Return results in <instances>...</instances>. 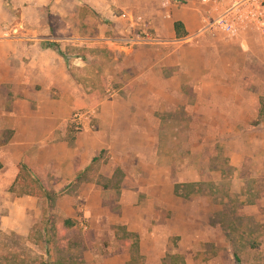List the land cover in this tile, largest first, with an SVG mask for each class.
Masks as SVG:
<instances>
[{
	"label": "crops",
	"instance_id": "obj_1",
	"mask_svg": "<svg viewBox=\"0 0 264 264\" xmlns=\"http://www.w3.org/2000/svg\"><path fill=\"white\" fill-rule=\"evenodd\" d=\"M222 4L0 0V191L19 198L8 187L20 184L16 175L21 162L29 174L57 193L75 186L76 199L95 204L96 210L104 198L117 193L118 221L127 231L142 233L158 210H173L176 203L186 202L175 184L185 172L187 179L192 175L193 163L185 157L188 144L183 142L191 140L190 122L164 116V110L181 109L186 114L187 109L194 110L200 125L246 124L260 106L256 94L263 93V75L249 73L253 66L241 62L245 58L263 61L264 20L234 36L202 27L203 19L215 16ZM116 7L147 18L155 39L146 44L107 45L119 58L112 73L108 66L102 71V81L109 78L117 89L111 97H104L102 89L92 95L76 79V71L88 67L93 22L97 41L105 38L103 22L118 21L111 14ZM63 46L77 50L67 54ZM91 107L96 108L92 126L83 124L74 131L72 112ZM196 133L194 141L204 135L203 128ZM170 141L181 144L170 146ZM177 151L184 159H178ZM89 199L97 200L90 203ZM182 216L177 220L182 221ZM160 220L149 231L154 247L138 250L148 264H161L166 238L172 234L168 221L173 218ZM201 229L192 235L204 242L205 227ZM211 242L216 248L225 246L217 239ZM247 249L256 250L250 245ZM119 253L126 256L124 264L132 262L133 252ZM193 261L184 255L183 264Z\"/></svg>",
	"mask_w": 264,
	"mask_h": 264
},
{
	"label": "rangeland",
	"instance_id": "obj_2",
	"mask_svg": "<svg viewBox=\"0 0 264 264\" xmlns=\"http://www.w3.org/2000/svg\"><path fill=\"white\" fill-rule=\"evenodd\" d=\"M111 14L118 21L106 19L103 22L107 30L101 40L95 38L97 28L93 22V44L87 47L91 56L87 57L88 67L81 66L76 71V79L87 86L88 92L92 91L93 95L102 89L104 97L107 92L116 91L117 83L109 78L105 82L102 71L109 67L112 73L119 58L106 46L127 45L132 40L140 44L151 42L138 32L129 13L116 7ZM150 31L153 36L152 29ZM73 49L63 46L67 54ZM83 50L84 47L82 52H85ZM65 59L74 66L68 55ZM245 62L253 66L248 72L263 75L264 81V59L246 61L245 58L241 63ZM260 86L257 85L258 91ZM256 96L260 106L246 124L200 125L196 123L194 110L187 109V114L181 109L164 110V116L172 115L190 122L191 140L183 141L188 144V154L177 153L179 160L185 156L193 163V170L190 179L185 172L175 184L177 194L187 199L186 202L176 203L173 210H158L143 233L127 231L118 221L116 215L120 212L114 203L117 194L114 192L106 196L96 210L95 204L92 207L76 199L75 186L58 190L57 199L48 204L42 198L19 196L15 199L0 191V264H124L126 256L119 253L124 249L135 252L130 264H148L138 250L148 251L154 247L156 241L151 239L149 231L164 216L173 220L168 221L172 234L166 238L161 264H183L184 255L194 259L191 264H235V251L241 264H264V86L263 93ZM202 128L204 135L199 134L202 137L194 141L196 132ZM168 143L174 147L181 144L180 141ZM96 200L89 199V202ZM183 213L185 216L181 215ZM181 216L183 223L177 220ZM65 218L72 219L70 226L63 224ZM200 226L205 227L201 236L204 242L192 235ZM214 239L225 246L214 247L211 242ZM249 245L256 250L249 251ZM213 257H217L216 262Z\"/></svg>",
	"mask_w": 264,
	"mask_h": 264
},
{
	"label": "built area",
	"instance_id": "obj_3",
	"mask_svg": "<svg viewBox=\"0 0 264 264\" xmlns=\"http://www.w3.org/2000/svg\"><path fill=\"white\" fill-rule=\"evenodd\" d=\"M205 3H219L223 6L220 12L213 17H205L202 27L210 31H219L234 36L240 29L250 25H260L264 20V0H200ZM125 16V13H122ZM130 21L137 27L139 33L144 34L148 41L155 39L150 34V21L140 14H130ZM135 40H132L134 42ZM114 92H107L111 97ZM96 112L95 107L72 112L70 120L74 131H79L83 124L91 127L92 118Z\"/></svg>",
	"mask_w": 264,
	"mask_h": 264
},
{
	"label": "trees",
	"instance_id": "obj_4",
	"mask_svg": "<svg viewBox=\"0 0 264 264\" xmlns=\"http://www.w3.org/2000/svg\"><path fill=\"white\" fill-rule=\"evenodd\" d=\"M175 26L179 25L178 22L174 23ZM20 182V184H10L8 187V191L16 196L20 195H31L36 196L38 198L44 199L47 204L54 200L58 193L56 191H53L49 187H47L45 184H42L40 180L36 176H32L28 173L26 166L22 164L21 162L18 163V173L16 175V180ZM63 224L66 226H70L72 224V219L65 218L63 219ZM135 255L132 254V259ZM234 262L236 264H239V258L234 253L233 254ZM43 264H50L44 262Z\"/></svg>",
	"mask_w": 264,
	"mask_h": 264
}]
</instances>
